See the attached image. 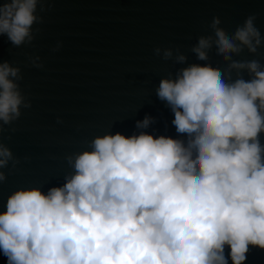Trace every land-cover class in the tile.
I'll return each mask as SVG.
<instances>
[{"label": "clouds", "instance_id": "1", "mask_svg": "<svg viewBox=\"0 0 264 264\" xmlns=\"http://www.w3.org/2000/svg\"><path fill=\"white\" fill-rule=\"evenodd\" d=\"M45 3L0 2V35L32 45ZM255 21L229 34L213 17L211 34L190 48L204 64H187L179 46L155 47L164 61L187 64L155 88L176 138L149 133L157 121L146 114L131 135H96L66 154L59 185L12 191L0 210L6 264H246L250 250H264V63L233 58L264 48ZM213 48L223 68L210 63ZM29 60L44 67L38 55ZM22 79L20 67L0 62V133L31 108ZM19 164L0 142V185Z\"/></svg>", "mask_w": 264, "mask_h": 264}, {"label": "water", "instance_id": "2", "mask_svg": "<svg viewBox=\"0 0 264 264\" xmlns=\"http://www.w3.org/2000/svg\"><path fill=\"white\" fill-rule=\"evenodd\" d=\"M45 8L40 12L38 6L43 23L33 25L40 32L32 45L13 47L0 35V62L20 67V89L31 102L0 133V142L20 159L0 185V210L7 195L21 186L39 184L46 191L59 185L68 171L66 154L84 150L96 135H131L146 114L157 121L149 133L176 138L174 114L155 88L178 68L206 63L190 48L199 36L211 34L213 17L231 34L255 15V26L264 35V0H46ZM57 42L62 47L53 52ZM157 46H179L187 64L155 56ZM37 55L43 68L30 63L29 57ZM209 56L213 67L225 66L215 48ZM233 58L264 63V48L255 57L245 50ZM57 117L63 122L57 123ZM0 264H6L2 253ZM246 264H264V250H250Z\"/></svg>", "mask_w": 264, "mask_h": 264}]
</instances>
